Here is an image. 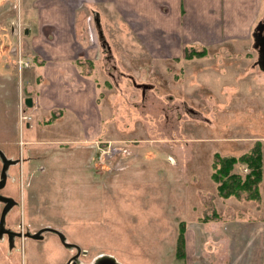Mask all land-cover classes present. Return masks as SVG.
Listing matches in <instances>:
<instances>
[{"label":"rangeland","instance_id":"rangeland-1","mask_svg":"<svg viewBox=\"0 0 264 264\" xmlns=\"http://www.w3.org/2000/svg\"><path fill=\"white\" fill-rule=\"evenodd\" d=\"M0 1L6 18L22 3ZM51 1L67 14L71 36L66 58L99 74L103 135L86 148L79 142H52L50 125L57 115L32 117V106L21 102L29 93L24 73L20 85L15 63L19 51L28 66L41 58L25 42L14 47L16 38L12 42L7 30L1 31L0 150L13 162L0 194L14 201L4 225L31 233L44 227L61 231L68 242L87 251L79 256L81 264H91L97 255L118 264H184L175 256L178 223L186 230L199 222L210 238L222 236L217 240L222 264L249 263V247L258 239L264 242V224L252 234L253 229L238 233V221L245 217L239 214L254 211L247 201L260 200V191L259 199L247 198V192L222 198L211 173L215 152L238 157L256 141L263 148L264 73L258 65L250 59L222 63L204 49L196 50L204 55L187 59L180 47L181 56H171L165 50L177 45L175 38L163 39L164 34L139 19H127V11H117L112 1L99 0L123 23L117 16L113 24L100 19L110 47L106 50L88 12L92 3ZM39 51L50 57V52ZM132 81L147 84L143 96ZM100 142L102 158L92 153ZM232 171L243 175L248 168L238 162ZM4 204L0 201V212ZM220 216L225 220L218 229L212 225L204 230L205 223ZM42 234L41 239L14 236L11 243L1 236L0 264H64L75 252L57 234Z\"/></svg>","mask_w":264,"mask_h":264},{"label":"crops","instance_id":"crops-1","mask_svg":"<svg viewBox=\"0 0 264 264\" xmlns=\"http://www.w3.org/2000/svg\"><path fill=\"white\" fill-rule=\"evenodd\" d=\"M13 1L16 0H3L9 3ZM98 1L87 0L88 3H92L88 12H92V16L98 18L99 25L100 19L104 18L106 19L104 25L108 22L113 24L112 21H115L114 18L118 15L116 13L111 15L107 8L102 6L104 3ZM110 1L117 11L118 8L127 11V19L130 17L139 19L149 30H157L164 34L163 39L166 35L171 39L175 38L177 45L174 43L168 45L165 50L171 56H181L179 55L181 47L182 53L185 49H204L206 55L211 52L215 59L221 60L222 63L228 61L244 64L250 59L254 65H257L261 57L264 28L259 32L257 27L264 16V0ZM21 2L20 9L15 10L16 13L13 12L11 18L4 17V8L0 7V32L7 30L5 34L14 38L12 42L16 38L14 47L17 42L19 44L25 42L41 58L34 65L30 62L22 72L24 91H27L32 99L30 111L35 114L32 117L37 120L51 115L53 117V114H56L57 117L50 125L54 134L51 135L53 143L79 142L84 148L90 147L95 141L102 139L103 135L104 120L98 103L99 84L101 85L98 81L99 74L86 69L81 63L77 64L73 59L66 58L69 57L66 49H69L71 33L67 27V14L61 6L51 0H21ZM106 15L109 17L106 18ZM118 19L121 20L120 17ZM8 20L10 21L5 26L4 23ZM31 24L35 27L32 28ZM122 24L121 22L120 26ZM258 34L259 38H257ZM39 50L50 52V57L47 54V57L43 58ZM80 67H83V71ZM260 71L263 75L264 71L261 69ZM254 74L259 78L258 73L254 72ZM257 116L256 119L262 120L263 117ZM25 125L28 127L29 123ZM261 140L264 138L261 137ZM262 149L264 168V141ZM95 151L96 148H93V155ZM84 152L88 161L91 158L86 153L88 149ZM259 191L260 200L247 201L248 206L254 207V211L239 214L245 217L238 221L240 231L238 233L246 234L253 229L250 232L252 234L255 230H263L261 226L264 224V169ZM224 216L218 217L217 221L210 219L205 223L204 230L212 225L218 229L225 220L226 216ZM205 232L206 230L202 231L199 222L196 226L194 224L185 230L184 264L223 263L221 256L223 249L217 246V240L222 239V236L210 238ZM248 236L246 235V242ZM210 240L214 242L210 243ZM211 244L214 246L211 247ZM247 246H250L248 242ZM252 246L247 252L252 259L249 263L243 259L242 264H264V242L258 239ZM238 254H241L239 248Z\"/></svg>","mask_w":264,"mask_h":264},{"label":"trees","instance_id":"trees-1","mask_svg":"<svg viewBox=\"0 0 264 264\" xmlns=\"http://www.w3.org/2000/svg\"><path fill=\"white\" fill-rule=\"evenodd\" d=\"M202 56L204 51L197 52L190 49L185 50L184 58L192 56ZM213 160V171L211 177L216 182V191L218 196L227 198L231 195L240 196L247 192V198L259 199V183L263 180L262 149L259 141L253 143L249 151L240 156H221L215 152ZM243 163L248 168V172L240 175L232 171L235 163ZM182 222V221H181ZM178 223V231L175 242V256L185 257V228L183 224ZM182 225V226H181Z\"/></svg>","mask_w":264,"mask_h":264},{"label":"water","instance_id":"water-1","mask_svg":"<svg viewBox=\"0 0 264 264\" xmlns=\"http://www.w3.org/2000/svg\"><path fill=\"white\" fill-rule=\"evenodd\" d=\"M96 22L98 23V20L96 19ZM264 28V16H263V21H261L257 27L258 31L261 32ZM256 37V34H255ZM260 35H257V38H259ZM261 57L259 58L258 61V66L261 70L264 71V38L262 40V45H261ZM139 86V85H138ZM143 87L147 86L146 84L142 85ZM24 104L28 107H30L32 105V99L30 96H27L24 98ZM0 160H1V169H0V188L4 186L5 184V179H6V169L8 167V165L10 163L13 162V160L7 158L4 153L0 150ZM0 201L4 202L5 204L2 206L1 212H0V237L5 233L8 237V241L11 243V241L13 240L14 236H19V237H31V238H41L43 236L42 232L43 231H50L53 232L55 234L58 235V238L60 240V242L67 248L70 247H77L78 246L75 243H71L68 242L61 231L52 228V227H44V228H40L38 229L36 232H22V231H13V230H9L8 228H5L4 226V221H5V214L8 211V209L13 205L14 201L12 199H10L7 196H4L2 194H0ZM104 258H106L108 261H113L111 259H109L108 257L104 256ZM70 260H68L69 262ZM106 260L103 261V264H106Z\"/></svg>","mask_w":264,"mask_h":264},{"label":"flooded vegetation","instance_id":"flooded-vegetation-1","mask_svg":"<svg viewBox=\"0 0 264 264\" xmlns=\"http://www.w3.org/2000/svg\"><path fill=\"white\" fill-rule=\"evenodd\" d=\"M78 246V245H77ZM71 248V247H70ZM75 249V252L70 255L64 264H81V260L79 259V256L85 255L87 252L85 249H81L79 246L77 247H72ZM109 259L113 260L111 257H108ZM68 260H70L68 262ZM106 260V264H118L116 261H108L106 258H104L103 255H97L93 260L91 261V264H103V261Z\"/></svg>","mask_w":264,"mask_h":264},{"label":"built area","instance_id":"built-area-1","mask_svg":"<svg viewBox=\"0 0 264 264\" xmlns=\"http://www.w3.org/2000/svg\"><path fill=\"white\" fill-rule=\"evenodd\" d=\"M17 64H18V67L21 68L22 65L25 64V62L22 61V59L19 57V58L17 59ZM103 152H105V151H103ZM101 155H102V152H101V149H100V151H99V156L102 158Z\"/></svg>","mask_w":264,"mask_h":264}]
</instances>
